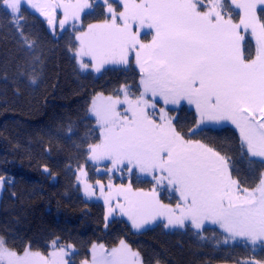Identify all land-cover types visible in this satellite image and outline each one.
Wrapping results in <instances>:
<instances>
[{"label":"snow or ice","instance_id":"1","mask_svg":"<svg viewBox=\"0 0 264 264\" xmlns=\"http://www.w3.org/2000/svg\"><path fill=\"white\" fill-rule=\"evenodd\" d=\"M122 5L119 10L112 0H103L108 15L98 23H85L94 7H100L90 0H0L26 50L33 51L37 41L26 31L25 9L44 16L53 35L59 9V29L67 31L65 25L72 21L78 43L70 50L82 70H130L133 61L138 69L135 88L125 82L113 95L98 94L89 109L99 136L98 142L88 144L86 156L107 161L103 171L112 173L107 186L97 180L107 205L105 220L118 212L139 231L163 219L165 228L190 227L194 234L214 225L225 244H251L253 252L258 243L264 247V173L249 188L229 156L193 139L201 125L230 123L239 133L238 150L264 165V0H231L239 9L238 23L225 0H122ZM144 29V36L151 37L148 42L141 38ZM33 57V63L40 59L34 51ZM30 79L35 83L34 75ZM185 104L194 109L196 124L187 133L169 115ZM116 173L119 185L112 183ZM81 176L77 179L85 195H95ZM143 177H151L149 191L134 186L145 182ZM161 193L176 194L175 204L164 203ZM77 254L59 238L51 241L47 253L31 245L19 252L0 235V264H75ZM82 264L145 261L122 239L111 250L93 244L91 259Z\"/></svg>","mask_w":264,"mask_h":264},{"label":"trees","instance_id":"2","mask_svg":"<svg viewBox=\"0 0 264 264\" xmlns=\"http://www.w3.org/2000/svg\"><path fill=\"white\" fill-rule=\"evenodd\" d=\"M225 2L237 23L238 12ZM97 4L100 7H94V15L85 23L100 22L106 16L103 4ZM24 14L26 31L37 41L33 51L40 59L35 63L33 51L22 47L17 31L0 9V177L4 179L0 235L9 246L22 252L31 245L34 251L47 253L51 241L59 238L60 243L74 246L75 264L89 259L93 244L113 247L122 239L141 253L145 264L264 260V247L257 244L253 252L251 244H225L224 234L215 227L194 234L196 230L190 227L169 230L158 223L135 233L120 218L105 226L103 205L84 198L74 171L85 166L91 180L99 178L86 156L88 144L98 142L99 136L89 115L91 101L97 94L113 95L125 82L135 88L138 71L132 64L130 70L108 68L98 77L82 72L70 50L77 43L72 28L53 35L38 14L29 8ZM252 48L254 54L253 41ZM33 75L35 83L30 79ZM169 115L186 133L196 127L195 112L186 105ZM193 139L229 156L234 172L249 188L258 183L264 165L238 150L234 129L202 127ZM144 181L138 183L140 188L150 189L152 183Z\"/></svg>","mask_w":264,"mask_h":264},{"label":"rangeland","instance_id":"3","mask_svg":"<svg viewBox=\"0 0 264 264\" xmlns=\"http://www.w3.org/2000/svg\"><path fill=\"white\" fill-rule=\"evenodd\" d=\"M228 1H229L230 4H231V0H228ZM90 2H92L93 4H96V3L103 4V0H90ZM112 2L115 3L118 7H120L119 10H123L122 0H112ZM113 6L115 7L114 4H113ZM209 6H211V5H209ZM232 6H233L234 9L239 13V9H236L234 5H232ZM29 9L32 10L31 8H29ZM32 11L35 12L36 14H38V15L41 17V19L47 24L48 28L50 29V27H49V25H48V23H47L46 18H45L44 16L40 15L39 12H36L35 10H32ZM86 11H87V10H86ZM104 11H105V15L107 16L108 13H107L106 7H104ZM62 16H63L62 10H59V9H58V10H57V28H56V31H57L58 33H61L62 31H64V30L59 29V27H58V20H59L60 18H62ZM238 22H239V21H238ZM238 22H237V23H238ZM71 23H72V21H69V23H68L67 25H65V28H68V27L70 28V27H71ZM95 23H98V22H95ZM78 25H79V23H77V26H78ZM50 30L52 31V29H50ZM147 31H148L147 29H144L143 32L141 33V38L144 39L145 42H148V41L151 40V37H150V36H147V37L144 36V32H147ZM77 43H78V42H77ZM253 43H254V45H255V42H254V41H253ZM73 56H74V53H73ZM74 59H75V58H74ZM85 60H87V58H85ZM75 62H76V64H77L78 67H79V64L77 63L76 59H75ZM133 66H134V68L138 71V69H137L136 66H135L134 61H133ZM107 68H111V66H107ZM79 69H80V71H82V72H88V73H91V74H93V75L96 76V77L100 76V74L102 73V72H101V73H95L94 71H91V70H82L80 67H79ZM102 71H103V70H102ZM97 95H98V94H97ZM97 95H96V96H97ZM101 95H102V94H101ZM96 96H95V97H96ZM103 96H105V95H103ZM95 97H93V99H94ZM93 99H92V101H93ZM92 101H91V104H92ZM91 104H90V107H91ZM185 105H186L188 108H190V109H192V110L194 111V109H193L192 107L188 106L187 104H185ZM170 107H171V106H170ZM89 112H90V110H89ZM89 115L95 120V117L92 115L91 112H90ZM171 117H172V116H171ZM96 126H97V125H96ZM202 127H211V128L229 127V128L234 129V130L237 132L238 136H239L238 130L235 129V127H234L233 125H231L230 123H222V124L206 123V124L200 126V128H202ZM249 157H250V156H249ZM250 158H252V159H256V160H260V158H254V157H250ZM89 161H90V160H89ZM90 163L96 167L95 175H96V177H99V178H97V179H95V180H91V179H90V174H89L87 168H86L85 166H81V167H79V169H82L83 172H86V173H87V176H86V177L81 176V172L78 170V168L75 169L74 172H75V176H76V182H77V185H78L79 188H80L81 194L84 196V198H85L86 200L97 201V202H100V203L103 205V207H104V220H105V216H106V214H107V205L104 203V197L101 196V194H100V191H99V185L97 184V180H99L101 184H104L105 186H107V184L109 183L108 177H109V176H112V173H105V172L103 171L104 165L108 163L107 161H99V162L90 161ZM97 168H99L100 171H97ZM263 173H264V172H263ZM78 176H81V179L85 180L88 184H91V185L93 186V190H94V192H95V195H92V196H87V195H85L84 184L81 183L80 180L77 179ZM103 176H106V177H105L104 179H101ZM142 179H143V180H148V181L151 182V177H143ZM121 182H122V181H121V179H120V175H119V173H116L115 176H113V178H112V183H113V184H116V185H119ZM123 182L126 183L127 181L124 180ZM0 183H2V186H0V198H1L2 191H3V189H4V179H3V181L0 182ZM151 183H152V182H151ZM134 186H135L136 188H138V189H142L143 191H149V190L152 188V187H151L150 189H144L143 187L140 188V185H139L138 183H134ZM105 192H107V188H105ZM169 195L172 196V199H171V200L169 199ZM161 197H162L163 202L166 203V204H167V203H170V204H173V205H174L175 202H176V194L161 193ZM113 203H115V198H113ZM113 218H120V219H123V220H124L129 226H130L131 230H132L133 232H135V233H139V232L145 231V230H147V229H149V228H152L153 226H155V225L158 224V223H161V224H163V225H164V223H166L165 220H163V219H158V220H156V221H154V222H152V223H150V224H148V225H145V227H144L143 229L137 231V230H135V229H133V228L131 227V223L127 220V218L121 216L118 212L113 213L111 216H109V217H108V220H105V224H108ZM208 226H209V227H215V228H217L218 230H220L218 227H216V226H214V225H208ZM167 229H169V230H173V229H182V228H167ZM220 231H221V230H220ZM125 242H126V241H125ZM126 243H127V242H126ZM99 244H100V243H97V245H99ZM258 244H259V243H258ZM118 245H119V244H118ZM118 245H115V246H113V247H116V246H118ZM129 246H130V245H129ZM91 247H92V246H91ZM113 247H106V246H105V248L108 249V250H111V248H113ZM130 247H131V246H130ZM131 248H132V247H131ZM132 249H133V248H132ZM50 250H51V249H50ZM133 251H137V250L133 249ZM89 252H90V255H89V259H88V260L91 259V248H90ZM80 264H82V262H81ZM222 264H231V263H222Z\"/></svg>","mask_w":264,"mask_h":264}]
</instances>
